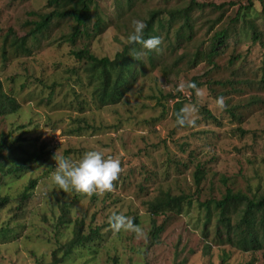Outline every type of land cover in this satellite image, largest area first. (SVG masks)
<instances>
[{
	"label": "rangeland",
	"instance_id": "rangeland-1",
	"mask_svg": "<svg viewBox=\"0 0 264 264\" xmlns=\"http://www.w3.org/2000/svg\"><path fill=\"white\" fill-rule=\"evenodd\" d=\"M254 2L264 41V0ZM187 4L188 0H94L93 13L101 24L96 33V14L87 23L91 35L75 41L68 40L74 21L54 20L43 33L28 36L27 51L16 52L11 41L28 33L29 20L52 8L47 0H0V80L3 90L19 103L14 113L0 115V134L11 133L14 138L23 134L49 151L44 161L29 165L19 176L0 178L2 193L12 199L0 210V224L8 222L15 230L0 237V264L50 263L53 251L70 239L80 222L84 232L100 228L101 238L90 242L93 249L76 247L60 264H250V260L264 264V251L244 252L205 238L204 213L198 208L201 200L220 198L227 185L247 193L264 190V45L253 44L249 30L236 28L220 48L217 67L202 59L187 62L197 49L208 50L204 41L229 24L238 7L194 9L190 12L194 37L178 48H173L174 33L182 19L175 20L170 31L160 30L155 67L148 61L147 49L132 51L144 61L145 70L137 64L138 82L118 104L96 103L84 62L71 53L89 48L98 57L112 58L129 43L133 18L144 20L153 8ZM163 14L167 17L168 12ZM213 21L215 28L209 31ZM184 53L187 57L181 59ZM236 55L239 59L229 66L230 57ZM196 75L212 82L196 88L191 97L186 84ZM170 91H181L189 99L186 127L172 117L174 100L165 97ZM217 97L224 98L223 108ZM252 97L262 102L251 104ZM203 107L217 121L206 118ZM231 109L239 116L234 117ZM81 127L85 129L77 132ZM93 149L120 160L121 171L110 191H64L54 184L55 157L76 161ZM198 164L206 170L199 188L194 176ZM31 179L38 180L37 186L17 210V198ZM159 191L187 194L195 202L181 214L155 216L165 228L151 246L153 216L148 201ZM113 213L130 217L133 224L137 217L144 235L113 229L109 221ZM62 255L58 250L57 256Z\"/></svg>",
	"mask_w": 264,
	"mask_h": 264
},
{
	"label": "trees",
	"instance_id": "trees-1",
	"mask_svg": "<svg viewBox=\"0 0 264 264\" xmlns=\"http://www.w3.org/2000/svg\"><path fill=\"white\" fill-rule=\"evenodd\" d=\"M93 2L94 0H47V7H51L52 9L48 12L39 13L38 19L28 21L30 26L28 33L11 41L12 50L16 52L19 49L27 51L28 47L25 46V43L28 36L43 33L54 20L60 21L70 18L74 21L73 32L68 40L75 41L80 35H91L87 23L96 14L95 12L93 13ZM254 3V0H248L246 4H240L238 1L233 0L221 3L188 0V4L185 7L172 9L153 8L148 12V17L144 19L147 25L145 38L152 36L161 37L160 30L170 31L174 21L181 18L182 23L174 33L176 41L173 43V48L176 46L178 48L185 39L192 40L194 37L195 25L192 23L190 16V12L194 9H225L237 6L238 8L232 21L221 29H216L209 37V42L204 41L203 44H206L208 50L205 51L199 48L192 53L190 61L187 60L188 63L196 64L199 59H202L201 61H207L208 65L217 67L215 59L219 55H222L220 48L226 45L230 37L229 32L233 29L237 28L238 30L241 29V31L249 30L253 44L260 42L261 45H264V41H262L263 31L259 29L256 22L258 12L255 10ZM164 11L168 12L166 14L167 17H163ZM261 13L264 16V8ZM97 17L98 15L96 14V21L93 26L95 33L101 28ZM215 24V21L209 24V31L215 28ZM166 37L164 36L163 42L166 40ZM140 47L139 43H128L122 50L117 51L112 58L109 56L98 57L89 48L73 50L71 52L78 60L84 62V70L86 71L89 84L93 87V98L99 106L103 107L120 103L126 94L137 84V78L140 73L139 67L144 71L146 64L139 57L135 56L132 51L137 52ZM5 52L6 49L4 50V54ZM147 56L149 58L148 61L155 67L156 53L154 49H147ZM186 57L187 53H184L181 59H186ZM236 59H239V55L230 57L228 65H234ZM137 64H140L138 68ZM165 70L166 74L170 73L167 69ZM211 82L212 80L209 78L203 80L201 75H196L187 82L186 88L191 92V97H193L195 96L196 88L211 84ZM165 97L174 100L173 119L177 122L178 113L185 118L186 112H182L181 110H186L185 104L189 99L181 91L177 93L170 91L165 94ZM250 102L251 104L260 103L262 100L259 97H252ZM18 107L19 103L16 97L3 90L2 81L0 80V115L14 113ZM202 112L206 118L217 121V118L207 108L203 107ZM231 112L234 117L239 116L233 109H231ZM186 124V122L183 125L177 123L181 127H186ZM23 127L24 125H21V128ZM84 129V127H81L77 129V132H82ZM48 152L45 144H37L36 141L28 139L23 134L14 138L11 137V133H1L0 178L19 176L29 165L44 161ZM202 165L198 164L194 173L198 188L206 173L205 167ZM37 183V179H31L20 192L17 198V210L22 209L23 202L30 198ZM224 183H227V178L224 179ZM11 202V197L8 194L2 193L0 185V210ZM194 202L195 200L190 195H176L172 194L171 191H159L153 199L148 201V209L153 216V224L150 231L151 246L158 243L160 234L165 228L164 224H157L154 217L161 214H181L187 208L193 206ZM198 205L199 210L204 213L203 235L205 238H210L214 244L220 246L228 245L244 252L264 251V190L247 193L242 190H235L233 187L227 185L225 192L220 198L210 197L201 200ZM133 221L136 224L140 223L137 217ZM14 231L8 222L0 224V237H6ZM99 237L101 238L100 228L91 227L89 231L84 232V223L80 222L74 226L70 239L61 244L59 249L53 251V260L46 264H60L76 247L84 246L87 249H93L89 247V244ZM58 250H63V255L60 257L57 256ZM224 255L226 256L225 249ZM114 259L117 260L116 258ZM251 262L252 260H250V264Z\"/></svg>",
	"mask_w": 264,
	"mask_h": 264
},
{
	"label": "clouds",
	"instance_id": "clouds-1",
	"mask_svg": "<svg viewBox=\"0 0 264 264\" xmlns=\"http://www.w3.org/2000/svg\"><path fill=\"white\" fill-rule=\"evenodd\" d=\"M146 27L144 20L133 18L131 31L127 36L128 42L130 44L139 43L144 49L158 50L161 43L160 37L145 38ZM217 103L223 108L225 106L224 98L217 97ZM181 111L186 112V110ZM185 122V118L178 113L177 123L183 125ZM120 171L119 159L106 157L103 151L93 149L85 151L76 161L64 156L55 157L52 181L64 191L72 189L83 193L104 192L112 189L113 181L117 179ZM109 221L112 228L117 231L121 228H127L134 231L138 237L144 235L143 229L139 225L133 224L130 217L113 213L109 217Z\"/></svg>",
	"mask_w": 264,
	"mask_h": 264
}]
</instances>
